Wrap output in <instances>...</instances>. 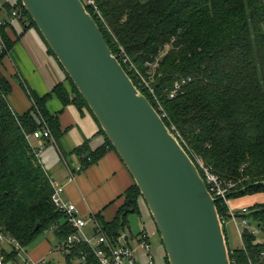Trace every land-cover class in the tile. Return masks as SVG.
<instances>
[{
	"label": "trees",
	"instance_id": "16d2710c",
	"mask_svg": "<svg viewBox=\"0 0 264 264\" xmlns=\"http://www.w3.org/2000/svg\"><path fill=\"white\" fill-rule=\"evenodd\" d=\"M96 2L103 19L90 6L86 9L135 86L136 75L124 59L128 57L145 73V63L155 61L170 44L153 83L155 96L141 90L157 111L156 98L160 101L167 128L177 136L204 180L200 162L222 181L239 182L229 198L264 193L262 184L249 186L264 181V0ZM13 11L22 15L24 33L30 28L39 32L21 0L4 4L3 13L8 18L0 20V36L5 44L0 49V235L12 246L10 251L2 250L1 257L7 263H18V250H27L45 232L54 229L62 242L75 232L53 203L51 177L30 140L33 132L43 129L44 122L56 143L63 135L59 119L63 109L52 113L47 101L56 96L63 107L73 104L93 115L67 74L71 91L60 82L43 96L21 81L32 106L22 114L13 110L9 102L12 84L3 70L16 41L9 32L13 31ZM47 47L55 58L48 44ZM182 78L190 81L171 99L169 91ZM99 133L105 137L104 144L91 149L86 140L73 151L81 164L75 174L93 166L108 151L116 152L101 128ZM61 153L68 158L66 152ZM243 187L247 190L240 193ZM141 197L134 183L124 191L123 204L110 222L100 213L95 214L109 236L125 229L128 214L140 212ZM216 205L221 220L228 222L229 207L220 200ZM249 209L244 217L257 223L263 238L260 240L258 234L248 230L242 233L243 246L229 248L231 264H264V202ZM224 232L228 241L225 225ZM63 250L66 264H100L86 244L65 246Z\"/></svg>",
	"mask_w": 264,
	"mask_h": 264
},
{
	"label": "water",
	"instance_id": "95a60500",
	"mask_svg": "<svg viewBox=\"0 0 264 264\" xmlns=\"http://www.w3.org/2000/svg\"><path fill=\"white\" fill-rule=\"evenodd\" d=\"M21 1L133 177L169 264H231L217 199L177 136L113 55L83 1Z\"/></svg>",
	"mask_w": 264,
	"mask_h": 264
},
{
	"label": "crops",
	"instance_id": "0c3cea01",
	"mask_svg": "<svg viewBox=\"0 0 264 264\" xmlns=\"http://www.w3.org/2000/svg\"><path fill=\"white\" fill-rule=\"evenodd\" d=\"M16 1L6 0L5 3L14 4ZM12 20L13 31L10 29L9 32L16 41L14 48L5 58L4 74L10 79L14 89L9 96L15 105L13 110L22 114L30 110L31 104L27 103L23 92L25 90L21 85L20 88L13 83L7 71H11L13 75L16 73L20 82H25L40 96L52 91L60 82H63L69 91L72 88L66 81L67 75L58 61L48 53L47 44L39 32L30 28L24 33L25 28L20 19ZM17 35L20 37L17 38ZM47 107L52 113L63 109L59 115L63 135L59 143L42 139L32 140L34 147L41 150V164L52 180L64 186L65 198L76 205L84 219L89 222L92 215L100 213L105 221L110 222L123 204L124 191L134 184L133 177L114 151H108L93 166L71 176V170H78L81 166L80 157L73 154L77 146L89 140L90 148L96 149L104 144L105 137L99 133L98 122L86 108L80 110L73 104L63 107L56 96L47 101ZM61 152H66L68 158H63ZM50 249L49 242L42 241L34 245L30 255L39 258L35 261H45Z\"/></svg>",
	"mask_w": 264,
	"mask_h": 264
},
{
	"label": "built area",
	"instance_id": "2783aa9c",
	"mask_svg": "<svg viewBox=\"0 0 264 264\" xmlns=\"http://www.w3.org/2000/svg\"><path fill=\"white\" fill-rule=\"evenodd\" d=\"M82 1L85 6H90L100 19H103L96 0ZM20 17H22L20 11H13V19H20ZM4 47L5 44H3L2 38L0 36V49H3ZM169 48L170 44H166L165 49L159 53V56L156 57L155 61L145 63V67L147 70L145 73H143L137 66H135L128 57L124 59V62L130 65L129 70L133 71L136 75V80L138 84L136 86L141 92V89H144L150 95H154L155 87L153 83L156 80L162 57L164 56V54H166ZM189 81L190 78H182L181 80L176 81L174 83V88L169 91V97L171 99L175 98L177 94L182 91L183 86ZM156 101L159 105V115L162 116V118H166V113L160 101H158L157 98ZM31 139H42L46 141L51 140L55 142L53 134H51L45 122L43 129L36 130L31 134L30 140ZM40 153L41 150H39V156ZM200 167L205 175V183L207 189L212 194L213 198L222 201L224 205H227L229 207V220H235L237 217H242L245 225L250 224L253 220L244 217L250 213L249 208H243L241 212L236 213L233 210L232 206L229 204L228 197L229 195H231L232 192H235L238 189L239 182L234 180L224 182L219 178V176L213 175L209 171V169L203 165L202 162H200ZM79 169L80 167L78 168V170ZM70 174L71 176L75 175L73 170H71ZM50 180L53 187V203L55 204L58 210L65 214L69 225H71L75 229V232L67 237L63 247L59 249L63 250L65 246L74 247L83 243L91 249L92 253L97 257L100 264H155V257L152 253L149 232L147 231L144 224H141L140 231L136 235L133 234L130 227H125V229L120 231L118 235L109 236L105 231L104 225L100 223V221L95 217V215L91 216L89 222L84 219L80 215L76 205H74L72 202L65 198L64 186H61L52 179ZM226 223L225 221H223L224 225H226ZM88 225L90 226V228L86 230V228L89 227ZM250 232L253 234L260 233L259 229L258 233L253 230H251ZM241 237H243L242 234ZM3 239L4 237L0 235V242ZM84 260L85 256H83V261ZM42 262L44 261H35L32 263H29V261L27 260L24 261V263L26 264H42ZM0 264L21 263H7L5 257L3 258L0 256Z\"/></svg>",
	"mask_w": 264,
	"mask_h": 264
},
{
	"label": "rangeland",
	"instance_id": "374dc122",
	"mask_svg": "<svg viewBox=\"0 0 264 264\" xmlns=\"http://www.w3.org/2000/svg\"><path fill=\"white\" fill-rule=\"evenodd\" d=\"M5 1L6 0H0V20H2V21H4L5 18H8L7 15L4 16V13H3ZM3 70H4V68H3ZM10 73L7 71V74H9L8 76L11 78L13 83L14 84L16 83L20 87L21 82L18 80L19 79L18 75L16 73L13 75V73L11 71H10ZM23 92H24V96L27 100V103L31 104V100L27 96L26 92L25 91H23ZM9 102H10V105L12 107L13 106L15 107L14 102L12 100L9 99ZM31 106H32V104H31ZM32 140L33 139H31V142H32ZM37 149H39V148H37ZM261 202H264V193L257 194V195H249L248 194L246 196L229 198V204L232 206L233 210L236 213L241 212L243 208H246V207L250 208L251 206L258 204V203H261ZM139 208H140L139 213L128 214V216L126 218V223H127L126 227H130L133 234L136 235L140 231L141 224H144L147 231L149 232V236H150L149 238H150L152 253L155 257V264H166L167 254L165 252V249H164V246L162 243V237H160V234L157 230L156 223L153 222V218L151 216L150 210L147 207V205H146V203L142 197L140 198V201H139ZM89 228H90V226L88 228H86V230H88ZM225 229H226V235H228V248H230L231 250L233 248H241L243 246V240H242L241 234L244 233L246 230H248V231L253 230V231L258 233L257 223L251 221L250 224L245 225L242 217H237L235 220H233V219L229 220L225 225ZM258 238L260 240H262L263 234L259 233ZM42 241H47L51 245V249L48 252V254L46 255L45 261L42 262V264H66L67 263L66 256L63 253L65 251L59 249V248L63 247L65 242H62V240H60V238H58L54 229L50 230L49 232H45L44 234L38 236L37 239L35 240L34 244L31 245L27 250L19 249L18 250L19 262L21 264H26V263H24V261H26V260L29 261V263H32L35 260H38L39 259L38 257L30 255L31 254L30 251L32 250V248H34V245L36 243H40ZM11 249H12L11 243L7 239H5V237H4V239L0 242V256L2 255V250L3 251L4 250L10 251Z\"/></svg>",
	"mask_w": 264,
	"mask_h": 264
}]
</instances>
